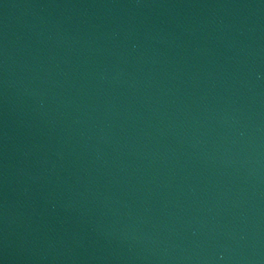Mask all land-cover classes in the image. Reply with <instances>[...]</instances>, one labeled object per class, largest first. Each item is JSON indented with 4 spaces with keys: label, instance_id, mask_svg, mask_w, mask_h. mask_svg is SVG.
Listing matches in <instances>:
<instances>
[{
    "label": "water",
    "instance_id": "water-1",
    "mask_svg": "<svg viewBox=\"0 0 264 264\" xmlns=\"http://www.w3.org/2000/svg\"><path fill=\"white\" fill-rule=\"evenodd\" d=\"M0 264H264V0H0Z\"/></svg>",
    "mask_w": 264,
    "mask_h": 264
}]
</instances>
